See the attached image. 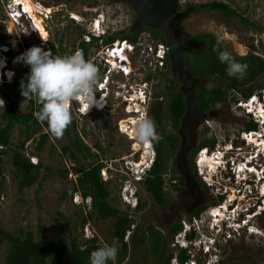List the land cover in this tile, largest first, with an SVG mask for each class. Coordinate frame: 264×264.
Returning <instances> with one entry per match:
<instances>
[{
    "label": "rangeland",
    "instance_id": "1",
    "mask_svg": "<svg viewBox=\"0 0 264 264\" xmlns=\"http://www.w3.org/2000/svg\"><path fill=\"white\" fill-rule=\"evenodd\" d=\"M43 1L46 5H55L61 7L59 15L52 23L51 40H53V42L57 43L58 45L63 44L68 55H70L73 50L77 51L79 49V43L82 39L80 32L81 30L85 31L83 26H79L77 23H75V21H70L67 17H64L68 11L82 14L84 13L86 7L94 6V8H97L98 10H93L91 12L92 15L103 11L105 12V17L109 16V27L111 28V34L119 33L121 30L130 28L137 20V13L133 6L128 2H119L113 0ZM207 1L211 0H180V5L182 7L184 6V8H192L191 13L182 24V34L184 37H188L195 33L210 32L214 33L220 42L227 45L228 52L230 54L243 56L247 53L248 45L254 43L256 45L257 52L264 57V29L257 30L254 26L246 25L241 20V17H229L224 15L221 11H207L199 7L200 4ZM224 1L227 2L232 8L236 9L241 15L252 20L256 26L264 27V0ZM2 2H6V0H0V50L2 53L4 47L7 46L12 49L13 56L10 62L11 66L9 67L6 64V66L0 70V87L2 86V73L4 71H7L8 74L14 73L15 75V71L21 67L22 62L14 63L16 57L20 56L33 46H39L46 51L49 50L40 45L39 39L35 33H31L29 30H26L25 33H22L21 30L15 26L13 27L10 21H5ZM103 38L105 39V37ZM3 40H5L6 45L3 44ZM101 45L103 44H93L90 46V48H92V58L94 57V53L101 49ZM51 51L54 55L59 56L57 51ZM3 54L4 53H2V59H5ZM114 62L116 61L114 60ZM5 63H7V60ZM129 68L133 70L130 76L126 77L123 74L114 75L111 77V80L123 88L126 84H130L128 87L131 88V84L136 82L135 78L141 77L144 80L149 71H153L154 69L153 66L149 65L145 56L141 55H135V59L130 60ZM158 71L161 70L158 69ZM158 71L152 72L156 75L150 80L151 87L149 92L151 93L152 103L156 101V95L158 93L160 94V97H165V93H167L166 85L169 84L168 78L176 79L179 83V88L181 85L178 77L172 72H169L168 69L162 70L164 75L159 74ZM14 75H12L11 81L14 80ZM100 77L102 80V74ZM260 81L261 79L259 81L257 80L256 82L249 83L245 87L253 84V91L257 92L261 87ZM243 97L244 95L241 91L231 92L229 100L226 103L216 105L212 109L214 114L203 120L200 127L198 128V142L210 136L216 137L219 143L224 141V136L226 133L230 132L233 134L234 132L237 134V128L242 132V126L244 125L245 121H248L251 118L247 116L245 111L238 105ZM0 98H2L5 102L4 107H0L1 114L8 104V100L1 92ZM22 100H24V97L18 98L21 109L23 111H29L32 108V104L30 102L26 105L21 104ZM73 106L74 104L71 105V111L77 126L75 127L73 123H71L68 130L64 132L62 138L54 137L50 133L48 127H40L37 125L33 126L29 135H26L24 128L18 124L12 128L11 141L13 146L17 147L22 141H24L25 146L23 151L29 156H34L36 162H42L44 166L41 169L38 180L33 185L21 188L20 179L18 178L11 155L8 154L3 156V160L0 164V181H4V190L0 195V225L6 230L15 234H18L20 229L32 231V233L35 235V238L37 239L39 237L38 225L40 222L41 225L46 229L47 235L55 238L59 233V224L61 221H63L59 215L62 213L67 218L66 235L69 240H71L73 236H77L80 238V242L82 243V234H85V232L89 231L94 235H98L100 244H102V246L106 244L117 246V241H110V236L108 234L109 229H111L113 226V220L108 219L106 221H100L99 223L91 222L90 226L83 228L84 231L81 228L82 218L78 215L80 213V207L77 205L81 201V196L80 193L75 192L73 188V182L76 179V175L72 171H69L66 174L63 173L66 169H69V167H73L76 164V161L71 158L69 152L66 154L62 152L63 146L70 145L71 149L76 152L81 161L91 164L93 161L102 159L104 163H106L105 170H107L105 172H101V174L103 173V180L109 178L107 183L111 204L122 211L130 213L133 216L134 231H138V234H140L145 226L148 224H153L159 228L168 238L169 242H171L172 237L168 231V228L170 227L166 221L163 220L164 218L161 215L160 207L143 185H139V195L142 201L147 202V206L144 210L135 211V209L127 207V205L122 202L120 197L123 180L127 178V174L124 172L126 169L125 161L136 159L139 161L140 157L143 160L144 155L146 156L147 154L145 152L143 156H141L139 153L136 157H134V152L131 153L132 150L137 151L140 149L139 144L135 139H133L135 138L134 131L132 132V129L134 130L133 126H131L130 129V134L133 136L131 139L129 133L122 131L125 122L129 123V121L132 120L129 118V114H127V112H131V108L129 107L125 110V106L120 104V102L115 99L114 95L110 99V108L108 112H99L95 107H93V110H90L89 115L82 116L76 109V104L74 106L75 110H73ZM220 109L222 110L219 113ZM229 114L230 116L234 118L237 117L238 119L236 118L227 120L226 118ZM6 123L7 121L0 115V128ZM120 125L122 126V130L120 129ZM162 127L166 132H170L172 130L171 115L168 110V100L165 101L164 105ZM259 131L264 133V127H259ZM46 132L49 133V136L42 146L41 151L38 153L36 152L35 154V147L37 146L39 136L40 134ZM78 136H80L84 141V144L91 147L92 152L97 153L99 157L94 156L90 159L85 158V156L76 148L75 140ZM238 136L240 139H243L241 133ZM248 139L250 140V138ZM156 140H160L159 135ZM249 140H242V142H245L243 151L247 152V155L251 154L252 151L256 152L257 150L254 146H252V144H248V142H250ZM95 143H98L101 146L100 150H96L94 148ZM217 146L218 144L216 147ZM176 153L177 150L171 152L169 151L164 155V161L166 165L165 175L166 178L170 180L174 178L172 177L174 174L176 175L175 179L178 177L176 173V171H179L176 169ZM225 165L227 164L225 163ZM232 172V169L228 167H211L210 162H208L207 171L205 173L207 177V183L209 181L211 184L213 183L212 179H219L223 186L229 182L233 183L234 185H241L243 183V181H240L242 179V175L236 176L235 171L232 179L229 178V180H224V178H228ZM226 173H228V175H225ZM167 186L169 185H166L165 190L167 189ZM39 187V200H37L36 190ZM227 188L228 186H226L225 189L224 187L221 188L218 186V189L223 190V192H225ZM250 189L252 192H249ZM65 191H67L66 195L64 194ZM243 191L244 190H242V192ZM247 191L248 193H255V191H257L256 185L249 187ZM260 193L262 192L260 191ZM231 196L229 197L228 194V199L231 198ZM228 199L224 201L225 204L229 202ZM254 201L255 198L250 200V202ZM244 204L245 201L243 202V205ZM213 207L215 206L213 205L211 208ZM82 208L84 211H89V208ZM259 209L260 208L258 206L255 207V210ZM210 211H212V209H210ZM208 214L210 213L206 212V214L202 217H207L210 220L212 216L210 217ZM248 217L250 216L245 215L244 219H247ZM211 220L214 219L212 218ZM254 220L255 221H253L252 224L261 231V234H257L255 232H253L255 234L251 233V229L256 231L254 227L250 228V230L247 227L239 228V231L235 230V236L232 235V239L228 243L223 240L224 244L221 245V252L218 255L219 264H264V221L263 223H259L257 222L256 217ZM243 223L244 221L242 220L241 224ZM129 240H131L130 237ZM171 245L170 251L176 252L177 249ZM8 250V242L3 243L0 250V264L4 263ZM138 252L142 253L141 251ZM138 252L133 251L132 255L134 256V254H137ZM143 253L144 259L137 261L136 264H146L145 259H151L150 251L148 250L147 246L143 248ZM143 255H141V258ZM220 259L222 260L221 263ZM207 262L208 256L206 258H202L201 263L200 260H198V264H207ZM134 263V259H130L124 264Z\"/></svg>",
    "mask_w": 264,
    "mask_h": 264
},
{
    "label": "trees",
    "instance_id": "2",
    "mask_svg": "<svg viewBox=\"0 0 264 264\" xmlns=\"http://www.w3.org/2000/svg\"><path fill=\"white\" fill-rule=\"evenodd\" d=\"M200 8L207 11H221L224 15L229 17H241V20L246 25L254 26L257 30H262L264 27H258L249 18L241 15L236 9L232 8L224 0H211L199 5ZM182 9V7H180ZM137 15V14H136ZM81 29V28H80ZM148 31L155 39H160L166 42L165 34L157 28L144 26L135 31H131V27L119 31V33H110L105 37L104 43L109 44L116 41L118 38L127 39L136 42L138 36ZM84 31L81 30L80 36ZM219 39L214 33H195L188 37H184L186 45L185 60L188 63L192 73L208 79L209 81L197 85L196 87V100L198 105L204 111L212 110L217 104L226 103L229 100L231 92L241 91L244 98L253 94V84L245 87L247 84L259 81L264 77V57L257 52L256 45L251 43L248 45L247 53L243 56L231 54L238 62L248 65L247 73L244 78L239 79L229 76L227 73V64L222 63L213 51V46L217 44ZM220 42V41H219ZM52 49L58 52L59 56L68 55L64 45H58L51 40ZM5 45V40H3ZM221 50H227L226 44L220 42ZM79 47L82 48L85 59L87 58L90 49L89 44L81 40ZM8 57L7 66H11V58L13 51L5 46L2 50ZM73 50L70 54L74 53ZM2 55V54H1ZM170 63V61H169ZM6 65L5 61H0V70ZM171 66V65H170ZM171 71V70H170ZM30 72L29 66L22 63L21 67L15 71L14 80L9 82V74L7 71L2 73V86L0 92L8 100L4 111L0 114L7 123L0 128V164L5 155L10 154L13 164L15 166L18 178L20 179L21 188L33 185L39 178L40 172L44 164L32 162V157L27 155L23 149L25 142L22 141L19 146L14 147L11 141V130L18 124L24 128L26 135H29L33 126L47 127L46 123H40L36 117L35 112L39 110V103L33 99L30 101L32 108L29 111H23L20 107L18 98L21 96L20 84L21 81H26ZM164 75L163 73H161ZM154 75H148V80L153 79ZM169 84L166 85L167 93L165 97L156 95V101L152 103L149 111L150 118L155 122L156 131L160 136V140H155L156 159L145 178L143 185L146 190L151 194L154 201L163 205L165 202L166 185H172V180L175 179L174 174L172 180L166 178V165L164 155L169 151H176L181 143V137L177 133L181 125V118L186 111L185 96L179 90V83L176 79L168 78ZM211 84V85H210ZM261 85V82H260ZM168 100V110L171 115V128L172 130L166 132L162 127L163 112L165 101ZM72 112V111H71ZM73 125L76 123L73 119ZM250 124L247 130L257 128V124ZM69 128V127H68ZM67 128V130H68ZM207 131V130H206ZM49 133L40 134L35 147V154L41 151L42 146L47 140ZM76 148L82 153L85 158L90 159L98 156L93 153L91 147L84 144L80 136L75 140ZM217 143L216 139L204 138L195 148H193L188 156L189 163L194 171H200L201 175L206 170L205 161L203 156H209ZM96 150H100L101 146L98 143L94 145ZM64 154L69 152L71 158L76 161L73 167H69L63 173L66 174L72 171L76 175L74 180V191L79 192L83 198L91 197V206L83 202L79 204L80 213L78 214L81 219V228L91 222L99 223L108 219L113 220V226L109 229L108 234L110 241H117L118 256L116 264H124L128 260L134 259L135 263L144 259L143 248L148 247L151 259L143 261L146 264H170L174 252L170 251V242L165 234L153 224H148L143 228L140 234L138 231L132 230L131 243L125 240L126 234L131 230L132 223L134 222L133 216L111 204L108 183L102 179L101 171L106 167V163L102 159L93 161L87 164L80 160L76 152L71 149L70 145L63 146ZM182 184L185 183L184 177L179 171H176ZM41 186V185H40ZM4 181H0V195L4 190ZM40 187L36 190L37 200H39ZM67 194V191L64 192ZM89 205V206H88ZM147 206L146 201H140L137 210H144ZM89 208V211H84L83 208ZM201 210L197 213L199 214ZM86 212V213H85ZM60 218L63 221L59 224V233L57 237L53 238L47 235L46 229L39 222L38 225V238H35L32 231L20 229L18 234L10 232L0 225V250L3 243L8 242L9 250L3 264H88L90 253L97 248L102 247L98 235L92 238H87L85 242H80V238L73 236L71 240L67 238V218L60 213ZM182 228L180 222L173 227L168 228L170 236L173 238ZM83 235V234H82ZM133 251L142 253L132 255ZM141 255L143 257L141 258ZM187 256L184 251L179 254L181 263L185 262ZM111 264V262H109Z\"/></svg>",
    "mask_w": 264,
    "mask_h": 264
},
{
    "label": "clouds",
    "instance_id": "3",
    "mask_svg": "<svg viewBox=\"0 0 264 264\" xmlns=\"http://www.w3.org/2000/svg\"><path fill=\"white\" fill-rule=\"evenodd\" d=\"M92 22H95L97 28H107V32H103L99 36H92L101 38L110 34L111 28L109 27V21L107 23L105 20L97 19L95 16ZM145 33L149 32L144 31L138 37H143ZM143 39L145 43L147 38L144 37ZM156 40L161 41L160 39ZM137 41L138 38L136 42L118 38L112 43L101 45V49L99 48L100 50L94 53V59L98 60V64L96 65L87 61L84 58L83 53L79 50L70 55L57 56L54 55L51 50L46 51L39 46L29 48L14 60V63L22 62L30 67V72L26 81H21L20 84L21 96L24 97L21 104L26 105L35 99L40 105L39 110L35 112L36 119L42 124L46 123L50 133L54 137L62 138L64 132L71 125L73 120L71 112L72 104H74V106L76 104V109L81 108V111L84 114L83 116H87L93 106L102 108L103 104L97 100L103 101L104 97H106L104 102L105 107H103L102 111H97L108 112L110 108V99L114 95L115 99L120 102V104L125 106V110L128 106L131 108V112H127V114H129V116L132 115V121H135V124L133 123V125L136 142L139 144H149L152 142L155 150L153 141L158 138V133L156 131L155 122L149 115L152 98L147 99L151 87L150 80H148L147 77L148 75L155 76L156 74L149 71L144 80L141 77L135 78L136 82L131 84V88L128 87L130 84H126L123 88L111 80V77L114 75L123 74L128 77L132 74V69L129 68L130 60H134L135 55H140ZM164 43L167 44V42ZM219 44L220 42L217 41V44L213 46V51L217 53L218 59L222 63L227 64L228 75L239 79L244 78L247 73L248 65L238 62L227 50H221ZM115 45L118 47L116 53L112 54L111 49ZM116 57H118L116 60L117 64L114 65L112 64V59H115ZM167 61L171 70L169 52L167 55ZM125 70H128V72ZM170 70L169 72H172ZM158 73L161 74L163 72L158 71ZM101 74L103 77L102 80L100 77ZM12 75H14V73H10L8 76L9 82H11ZM260 82V90L253 92V94L246 98L243 97V100L238 103L239 107L245 111L247 116L251 117L250 119L259 121V125L257 126L258 131H243V140H249L248 138H250V142H248V144H252V146L257 149L256 152L252 151L251 154L245 155L241 159H239V155H242V152L235 155V160H238L239 162L238 172L239 175H242L241 181H243V183L241 185H234L229 182L223 186L219 179H215L217 184L213 180V183L211 184L208 181L210 186L216 188L218 195L229 194V197L232 195L231 198L233 199H228L227 197L224 199V201L227 199L229 200L227 204L223 201L221 205H215V207L211 208L212 211H210V214L208 215L210 217L212 216L214 220H211L212 218L209 220L207 217L203 218L202 216L206 214V212H204L199 219H188L187 217H184L181 221H179L182 228L174 235L170 242V245L172 243L173 247L177 248V251L174 252L171 264H198V260H202V258H206L207 256V264H219L218 255L221 252V245L224 244L223 240L228 243L232 239V235L235 236V230L239 231V228L244 227H247L250 230V228L254 227L256 231L251 229V233L255 232L257 234H261V231L252 224L254 218L261 210H255L256 205H254L253 202H250V200L255 196L256 191L255 193L246 192L249 187L254 185L257 186L263 179L264 175V133L259 131V127H264V111L261 112V109L264 110V99L262 97L264 77ZM252 96H255L253 103L250 101ZM4 103V100L0 98V107H4ZM74 106L73 110H75ZM143 107H145V109H143ZM140 112H143L145 116L137 118L140 116ZM252 137H254V139H258V141H251ZM131 138L132 137H130V139ZM143 149L144 148L142 147L135 151L133 156L136 157L139 153L141 155L144 154L145 152ZM146 156L149 160L150 156H148V154H146ZM153 158V161L148 162L145 166V162L139 166L136 164L134 165V168L137 169L144 166L143 172H134L141 173L144 177V179L140 180V185H143L145 178L152 169L156 159V154ZM205 160L207 165L208 162H210V164H213V166L217 168V165L213 163L214 156L211 155ZM243 160H245V164L240 163ZM134 161L135 163H139L137 159ZM33 163L37 162L34 161ZM126 165L125 161V170H127ZM231 169L233 172L228 176V178H224L225 181L229 180V178H233L237 167L234 170L231 166ZM106 170L103 168L101 172ZM261 170L263 172H261ZM225 175H228V173ZM127 177L131 178L133 177V174H128ZM108 180L109 178L104 179L106 182ZM218 186L221 188L224 187V189L228 186V188L225 192H223V190L218 189ZM242 190L244 191L242 192ZM261 192L264 194V185L262 186ZM127 193H129V189L127 190ZM241 195L243 196L240 197ZM80 196L81 201L77 205L86 202L91 206V197L85 199L81 194ZM120 197L122 202L126 204L127 207L133 208L135 211L137 210L141 201L138 192L136 193L137 203L135 205H132V201L129 202L124 200L121 191ZM244 201L245 204L243 205ZM258 207L261 208L260 206ZM217 212L218 214H216ZM245 215L250 217L244 219ZM241 219L244 221L243 224H241ZM90 225L91 224L89 223L86 226ZM133 225L134 222L131 226L132 229L127 232L125 237V240L129 243L131 241L129 240V237L131 238L132 230H134ZM95 235L89 231L85 232V234H83V242H85L87 238H92ZM182 251H184L187 256V259L183 263L179 260V254ZM117 256L118 248L115 245L106 244L90 253L89 264H109V262H111V264H116ZM221 261L222 260L220 259V263Z\"/></svg>",
    "mask_w": 264,
    "mask_h": 264
},
{
    "label": "built area",
    "instance_id": "4",
    "mask_svg": "<svg viewBox=\"0 0 264 264\" xmlns=\"http://www.w3.org/2000/svg\"><path fill=\"white\" fill-rule=\"evenodd\" d=\"M2 3L4 8L5 21L6 20L10 21L11 25L21 30L22 33H25L26 30L31 31V33L33 34L35 33L39 39L40 45H42L43 47L49 50L52 49V44H51L52 23L55 20V18H57V16L59 15L61 11V7L55 5H46L43 0H6V2H2ZM96 9L97 8H94V6L86 7L84 13L82 14L75 13L73 11H68V13L64 16L67 17L70 21H75V23L85 28L81 40L87 42L89 44V47L93 44H103V39H104L103 37L99 38V40H94L92 35L99 36L101 35V33L107 32L106 30L107 28L105 27L97 28L95 22H92L95 16L92 15L91 12ZM97 19L105 20L108 23L109 16L105 17V12H100L97 16ZM144 37L147 38V41L145 43L143 39ZM137 44L139 45L138 48L140 55L145 56L149 65L154 67L153 71H158V69H160L161 71L163 69H168V71L170 70L167 61L169 48L166 43L156 40L150 33H145L143 37L142 36L138 37ZM117 47H118L117 45L112 47L111 49L112 54L116 53ZM78 50L83 53L82 48L79 47ZM91 50L92 48L89 49L88 58H91V52H92ZM3 57L5 58L4 60L8 59V57L5 54ZM128 70L125 71L128 72ZM262 92H263L262 97L264 99V89H262ZM148 98H151L150 92L148 94L147 99ZM254 99L255 96H252L250 98L251 103H253ZM79 109L81 110V108ZM143 109H145V107H143ZM143 116H145L143 112H140V116H138L137 118ZM129 118L133 119V116L131 115L129 116ZM133 123L134 121L132 120L129 121V123L127 122L128 126H130L131 124L133 125ZM139 146L140 148L142 147L144 148L143 151L146 152L148 156H150V159L148 160L147 158H145L142 160V158L140 157L139 163H135L134 160H126L127 170H125L124 172L127 175L133 174V177L131 178L127 177L125 180H123V185L121 186L123 199L129 202L132 201V205H135L137 203L136 193L137 192L139 193V185L141 184L140 180L144 179L141 173H134V172H141V171L143 172L144 166L148 164V162H152L154 159L153 157L156 154L152 142L149 144H139ZM133 152L135 153V151ZM141 156H143V154ZM235 159H236L235 156L231 157L232 168L235 170V168L237 167L236 176H239V172H238L239 162L236 161ZM32 161L33 162L36 161L34 157H32ZM244 161L245 160L241 161L240 163L245 164ZM144 162H145L144 166H141L140 169L134 168L135 164L139 166ZM261 172L263 171L261 170ZM128 189H129V193H127ZM249 192H252V190L250 189ZM242 196L243 195H241L240 197Z\"/></svg>",
    "mask_w": 264,
    "mask_h": 264
},
{
    "label": "water",
    "instance_id": "5",
    "mask_svg": "<svg viewBox=\"0 0 264 264\" xmlns=\"http://www.w3.org/2000/svg\"><path fill=\"white\" fill-rule=\"evenodd\" d=\"M130 3L137 13V20L131 31L148 26L160 29L165 34L169 48L171 71L180 82V92L185 96L186 111L181 118L177 133L181 143L176 153L177 169L186 183L193 181V169L188 156L198 143V128L203 120L214 114L204 111L196 100L197 85L208 82V79L194 75L185 60L186 45L182 34V24L191 13L192 8L180 10V0H113Z\"/></svg>",
    "mask_w": 264,
    "mask_h": 264
},
{
    "label": "flooded vegetation",
    "instance_id": "6",
    "mask_svg": "<svg viewBox=\"0 0 264 264\" xmlns=\"http://www.w3.org/2000/svg\"><path fill=\"white\" fill-rule=\"evenodd\" d=\"M180 7L182 6L180 5ZM184 9L185 8L183 6L182 9L180 10L182 11ZM86 60L89 61L88 57L86 58ZM221 110L222 109H220L219 113L221 112ZM209 111H213V110H209ZM236 118L230 116L229 114L226 119L231 120V119H236ZM248 122H250L251 124L254 123V125L256 123L257 126L259 125L258 120L257 121L252 120V119H249L248 121L246 120L244 125L242 126L243 131H247V127L250 125L248 124ZM243 131L241 132L240 129L237 128V134H235L234 132L233 134L230 132L226 133V135L224 136V141H221L219 143L217 141L216 145L218 144V146L216 147L215 145L216 148L214 147L213 152L209 155V156L211 155L214 156L213 163L216 164L217 167L231 168L232 166L231 157L240 153L241 148H242L243 154L239 155V159H241L243 156L248 154L247 152L243 151V146L245 142H242L243 139H240V137L238 136L241 133V136L243 138ZM252 131H258V128H255ZM210 138L217 140L216 137H210V136L207 137V139H210ZM253 139H251V141H253ZM255 140L258 141V139L256 138ZM200 142H198V145L200 144ZM209 156H205V155L203 156V160L205 161V166H206V170L203 175H201L200 171L196 172L192 168L194 179L191 183L187 184L185 180V183L182 184L181 180L176 178L172 180V185L167 186L166 194H165V202L163 203V205L158 204V206L161 209L160 212H161L162 217L164 218L163 220L166 221L169 227H173L179 221H181L184 217H187L188 219H199L200 216L204 212H210V209L213 205L214 206L221 205L224 199L227 198L228 194L218 195L216 192V188L210 186V184L207 183V177L205 173L207 171L208 165L205 159ZM225 163H228V164L225 165ZM210 165L211 167L213 166V164H210ZM212 180L216 182L215 179H212ZM263 185H264V175H263V179L256 186L257 191L255 193V196L253 197L255 198V201L253 202L254 205L257 204L256 206L261 207L259 214L256 216V220L259 223L261 222L263 223L264 221V194L260 193ZM199 210L201 211L198 214L197 212ZM216 214H218V212Z\"/></svg>",
    "mask_w": 264,
    "mask_h": 264
},
{
    "label": "bare ground",
    "instance_id": "7",
    "mask_svg": "<svg viewBox=\"0 0 264 264\" xmlns=\"http://www.w3.org/2000/svg\"><path fill=\"white\" fill-rule=\"evenodd\" d=\"M120 2V1H119ZM124 2V1H123ZM98 9H96V11H97ZM62 11H64V10H62ZM95 11V12H96ZM103 12V11H102ZM100 13V12H99ZM99 13H95V15L94 16H98V14ZM63 16V15H62ZM137 17V16H136ZM60 18H61V16H60ZM67 19V18H66ZM64 21V20H63ZM80 26V25H79ZM58 27V26H57ZM56 28V27H55ZM65 28V27H64ZM62 29V28H61ZM53 31H55V30H53ZM93 37V39L94 40H99V38H96L95 36H92ZM81 39V38H80ZM87 43V42H86ZM103 44H104V42H103ZM57 51V50H56ZM89 52V51H88ZM2 53H1V50H0V61H3L4 59H2V55H1ZM93 55V54H92ZM83 56H84V54H83ZM117 56V55H116ZM87 57H88V54H87ZM138 57V56H137ZM84 58H85V56H84ZM117 58L118 57H116L115 59H112V64H114V65H116L117 64ZM2 59V60H1ZM89 59V61H91L92 63H94L95 65L96 64H98V60H95L94 59V57L92 58H88ZM114 60L116 61V62H114ZM139 60V59H138ZM135 62V61H134ZM140 63V62H139ZM137 64V63H136ZM188 64V63H187ZM131 69V68H130ZM132 72H133V70H132ZM153 72V71H152ZM260 90V89H259ZM197 93V92H196ZM105 99H106V97H104V102H105ZM242 100H243V98H242ZM98 102H100V103H102L103 104V107H105V103L103 102V101H100V100H97ZM79 104V103H78ZM93 107H95L97 110H100V111H102L103 110V107L102 108H100V107H97V106H93ZM129 108V107H128ZM127 108V109H128ZM92 110H93V108H91ZM78 110V112H79V114L80 115H84L83 114V112L80 110V109H77ZM264 110H262L261 109V112H263ZM90 112V111H89ZM120 124H121V122H120ZM134 124H135V121H134ZM131 126H133V125H130V126H128V124H127V122H125V124L123 125V130H122V126L120 125V129L123 131V132H127V133H129L130 134V129H131ZM134 127V126H133ZM126 128H128V130H126ZM134 130L132 129V132H133ZM130 136L133 138V136H132V134H130ZM133 139H135V138H133ZM252 139H253V137H252ZM253 141H256L255 139H253ZM257 142V141H256ZM147 156H145L144 155V159L146 158ZM34 164V163H33ZM38 164V163H37ZM177 169V168H176ZM178 170V169H177ZM241 181V180H240ZM89 197V196H88ZM89 206V205H88ZM176 234V233H175ZM170 244V243H169ZM177 249V248H176ZM171 262V261H170ZM181 262V261H180ZM200 263H201V260H200ZM171 264V263H170Z\"/></svg>",
    "mask_w": 264,
    "mask_h": 264
}]
</instances>
